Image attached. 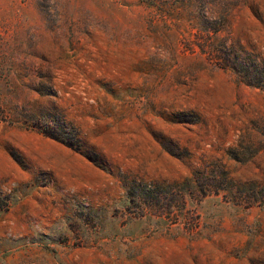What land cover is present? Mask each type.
Here are the masks:
<instances>
[{
    "label": "rangeland",
    "instance_id": "rangeland-1",
    "mask_svg": "<svg viewBox=\"0 0 264 264\" xmlns=\"http://www.w3.org/2000/svg\"><path fill=\"white\" fill-rule=\"evenodd\" d=\"M0 264H264V0H0Z\"/></svg>",
    "mask_w": 264,
    "mask_h": 264
},
{
    "label": "trees",
    "instance_id": "trees-1",
    "mask_svg": "<svg viewBox=\"0 0 264 264\" xmlns=\"http://www.w3.org/2000/svg\"><path fill=\"white\" fill-rule=\"evenodd\" d=\"M208 46H209L208 54H210L211 57L222 61L224 65L230 66L236 72L241 82L248 84V85H254L252 78H255V76L257 75L258 67H257V64L253 62V60L250 61V58L248 57L237 56L231 51H226V49L223 55H219L218 53H216V50H215V53H213L214 52L213 44H209ZM229 62H232L231 65H229ZM260 82L262 83V81ZM1 113H3V111H1ZM48 127L52 128L51 126H48ZM42 132L43 134L47 136H50V137H53L59 140L57 135L55 134L53 135V133L47 129ZM217 190L218 188L214 189L213 191L216 192Z\"/></svg>",
    "mask_w": 264,
    "mask_h": 264
}]
</instances>
